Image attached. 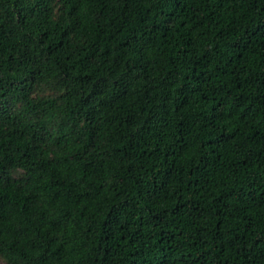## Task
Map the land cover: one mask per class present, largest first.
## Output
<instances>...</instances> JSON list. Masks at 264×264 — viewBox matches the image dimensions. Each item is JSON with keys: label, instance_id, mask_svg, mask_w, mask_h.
Listing matches in <instances>:
<instances>
[{"label": "trees", "instance_id": "1", "mask_svg": "<svg viewBox=\"0 0 264 264\" xmlns=\"http://www.w3.org/2000/svg\"><path fill=\"white\" fill-rule=\"evenodd\" d=\"M0 264H264V0H0Z\"/></svg>", "mask_w": 264, "mask_h": 264}, {"label": "rangeland", "instance_id": "2", "mask_svg": "<svg viewBox=\"0 0 264 264\" xmlns=\"http://www.w3.org/2000/svg\"><path fill=\"white\" fill-rule=\"evenodd\" d=\"M45 93V90L42 88H38L37 90H35L34 92V97L38 96V95H43ZM12 175L15 177H20L23 175V171L22 170H15L12 172Z\"/></svg>", "mask_w": 264, "mask_h": 264}]
</instances>
